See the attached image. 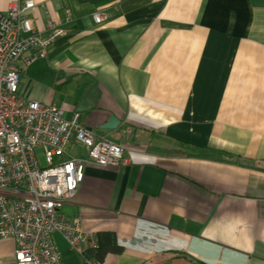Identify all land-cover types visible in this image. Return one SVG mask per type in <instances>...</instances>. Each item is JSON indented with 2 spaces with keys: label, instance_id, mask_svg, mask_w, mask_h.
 Segmentation results:
<instances>
[{
  "label": "crops",
  "instance_id": "obj_1",
  "mask_svg": "<svg viewBox=\"0 0 264 264\" xmlns=\"http://www.w3.org/2000/svg\"><path fill=\"white\" fill-rule=\"evenodd\" d=\"M33 1L40 36L69 32L17 60L19 96L123 147L117 166L86 164L60 209L114 236L100 264H264V0ZM52 241L61 264H83ZM13 248L0 241V264Z\"/></svg>",
  "mask_w": 264,
  "mask_h": 264
},
{
  "label": "built area",
  "instance_id": "obj_2",
  "mask_svg": "<svg viewBox=\"0 0 264 264\" xmlns=\"http://www.w3.org/2000/svg\"><path fill=\"white\" fill-rule=\"evenodd\" d=\"M20 5L0 12V241L13 242L14 264H61L52 241L56 233L82 256L83 264H100L84 255L96 247L95 235L84 231L78 219L67 221L60 209L75 197L86 164L117 166L124 161L123 147L65 119L57 105L19 96L17 60L28 51L35 55L26 63L43 58L69 32L49 25L47 35L40 36L32 20L23 16L34 8L33 1ZM92 18L99 24L106 15L95 12ZM72 140L86 148L85 157L68 154Z\"/></svg>",
  "mask_w": 264,
  "mask_h": 264
},
{
  "label": "trees",
  "instance_id": "obj_3",
  "mask_svg": "<svg viewBox=\"0 0 264 264\" xmlns=\"http://www.w3.org/2000/svg\"><path fill=\"white\" fill-rule=\"evenodd\" d=\"M112 0H91L95 5H103ZM96 247L94 249H87L84 255L88 259H94L99 263L102 262L107 254H117L121 251L120 247L116 244L115 238L109 233L97 234L95 237Z\"/></svg>",
  "mask_w": 264,
  "mask_h": 264
},
{
  "label": "rangeland",
  "instance_id": "obj_4",
  "mask_svg": "<svg viewBox=\"0 0 264 264\" xmlns=\"http://www.w3.org/2000/svg\"><path fill=\"white\" fill-rule=\"evenodd\" d=\"M32 1H33V0H32ZM17 2L21 4L20 6H22V2H23V0H17V1H14V2L10 3V5H12V4H14V3H17ZM33 3H34V1H33ZM10 5H9V6H10ZM34 5H35V3H34ZM9 6H8V8H7L6 11H8ZM6 11L1 12V13H5ZM27 12H28V11H27ZM25 13H26V12L23 13V16L28 17L27 15H25ZM21 15H22V14H21ZM29 18H30V17H29ZM37 156H38V159H39V161H40V165H41V167H44V166H45V163H44L43 155H42L41 151H37ZM61 159H62L61 156L55 158V160H54V164H56L57 161H59V160H61ZM66 256H68V253H66Z\"/></svg>",
  "mask_w": 264,
  "mask_h": 264
},
{
  "label": "water",
  "instance_id": "obj_5",
  "mask_svg": "<svg viewBox=\"0 0 264 264\" xmlns=\"http://www.w3.org/2000/svg\"><path fill=\"white\" fill-rule=\"evenodd\" d=\"M118 124V121L113 117L102 127V129H115Z\"/></svg>",
  "mask_w": 264,
  "mask_h": 264
}]
</instances>
